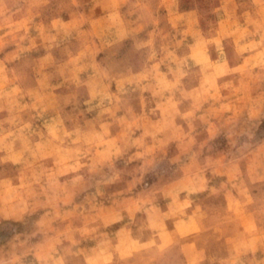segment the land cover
<instances>
[{
	"label": "rangeland",
	"instance_id": "374dc122",
	"mask_svg": "<svg viewBox=\"0 0 264 264\" xmlns=\"http://www.w3.org/2000/svg\"><path fill=\"white\" fill-rule=\"evenodd\" d=\"M0 264H264V0H0Z\"/></svg>",
	"mask_w": 264,
	"mask_h": 264
}]
</instances>
